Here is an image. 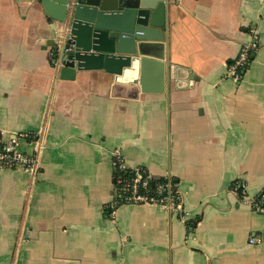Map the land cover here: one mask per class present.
<instances>
[{"label": "crops", "instance_id": "crops-1", "mask_svg": "<svg viewBox=\"0 0 264 264\" xmlns=\"http://www.w3.org/2000/svg\"><path fill=\"white\" fill-rule=\"evenodd\" d=\"M165 3L171 74L152 70L142 91L101 71L61 78L62 23L0 0V136L32 133L19 146L38 161L0 167V264H264V211L248 202L264 189V0ZM252 35L234 81L226 65ZM113 151L169 176L184 215L150 203L109 213Z\"/></svg>", "mask_w": 264, "mask_h": 264}, {"label": "water", "instance_id": "water-1", "mask_svg": "<svg viewBox=\"0 0 264 264\" xmlns=\"http://www.w3.org/2000/svg\"><path fill=\"white\" fill-rule=\"evenodd\" d=\"M25 1L41 8L54 31V20L62 23L63 31L54 39L61 78L101 71L112 77V86L132 82L144 91L143 80L153 70L168 83L165 0Z\"/></svg>", "mask_w": 264, "mask_h": 264}, {"label": "built area", "instance_id": "built-area-1", "mask_svg": "<svg viewBox=\"0 0 264 264\" xmlns=\"http://www.w3.org/2000/svg\"><path fill=\"white\" fill-rule=\"evenodd\" d=\"M257 48L256 37H252L242 43L235 56H233L226 65V74L234 81H238L243 71L248 67L250 58ZM61 45L58 51H61ZM68 49L65 46L63 50ZM52 62L57 64V57L54 55ZM23 140H33L30 132L14 133L8 138L0 136V167H19L27 172H34L38 167L36 155L20 148V142ZM112 164L115 171L113 179V196L107 204L109 213H113L117 205L122 203H150L161 204L169 209H173L181 215L185 211L180 202V194L176 184L169 176L156 178L140 166H126L118 151L112 153ZM128 170L129 174L122 176L119 171ZM154 185L150 192L149 186ZM236 194L244 196L245 186L241 181H236L232 188ZM249 205L256 211H264V189L259 190L255 195L248 198ZM251 243H258L260 239L253 236L248 238Z\"/></svg>", "mask_w": 264, "mask_h": 264}, {"label": "trees", "instance_id": "trees-1", "mask_svg": "<svg viewBox=\"0 0 264 264\" xmlns=\"http://www.w3.org/2000/svg\"><path fill=\"white\" fill-rule=\"evenodd\" d=\"M117 173H118V171H115L113 175H115V174H117ZM119 173H120L122 176H126V175L129 174V171L126 170V169H124V170H122V171H119ZM172 181H173V180H172ZM153 189H154V185L149 186V191H150V192H151Z\"/></svg>", "mask_w": 264, "mask_h": 264}]
</instances>
